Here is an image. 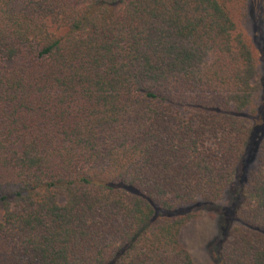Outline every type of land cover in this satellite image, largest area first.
Returning a JSON list of instances; mask_svg holds the SVG:
<instances>
[{
  "label": "trees",
  "instance_id": "obj_1",
  "mask_svg": "<svg viewBox=\"0 0 264 264\" xmlns=\"http://www.w3.org/2000/svg\"><path fill=\"white\" fill-rule=\"evenodd\" d=\"M233 11L0 0V264H196L183 227L236 185L215 258L264 264V65Z\"/></svg>",
  "mask_w": 264,
  "mask_h": 264
},
{
  "label": "rangeland",
  "instance_id": "obj_2",
  "mask_svg": "<svg viewBox=\"0 0 264 264\" xmlns=\"http://www.w3.org/2000/svg\"><path fill=\"white\" fill-rule=\"evenodd\" d=\"M232 8L238 27L245 32L252 45L255 55L258 57L259 68L263 64L264 45L261 44L259 31L260 29V11L259 0H253L252 4H246V0H228ZM247 173L257 162V153L252 150L248 157ZM237 185L230 188L224 199L219 205L211 210L208 208L201 216L191 220L181 231V240L183 244L191 251L196 264H218L214 254V244L218 240L219 226L222 223L220 218L224 217V208L232 201ZM215 211V212H214Z\"/></svg>",
  "mask_w": 264,
  "mask_h": 264
}]
</instances>
